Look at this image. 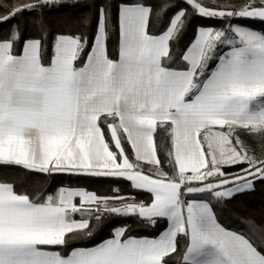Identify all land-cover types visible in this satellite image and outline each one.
I'll use <instances>...</instances> for the list:
<instances>
[{
  "label": "snow or ice",
  "instance_id": "obj_1",
  "mask_svg": "<svg viewBox=\"0 0 264 264\" xmlns=\"http://www.w3.org/2000/svg\"><path fill=\"white\" fill-rule=\"evenodd\" d=\"M76 2L0 3V25H10L0 34V167L125 179L151 202L119 189L100 196L67 186L30 196L0 180V264H264V235L257 234L264 226L231 230L216 212L264 183V32L232 23L264 21V0H183L195 14L228 23L198 27L178 57L171 43L188 27V13L169 0L157 8L101 0L78 21L90 27L95 20L91 38L57 32L49 42L44 13ZM153 17L164 28L159 34L150 31ZM26 25L39 35L25 38ZM161 132L170 172L158 155ZM231 167L239 170H225ZM128 217L151 227L166 220L167 227L137 237L128 225L115 226L98 244L71 247L106 221Z\"/></svg>",
  "mask_w": 264,
  "mask_h": 264
},
{
  "label": "trees",
  "instance_id": "obj_2",
  "mask_svg": "<svg viewBox=\"0 0 264 264\" xmlns=\"http://www.w3.org/2000/svg\"><path fill=\"white\" fill-rule=\"evenodd\" d=\"M8 0H0V3H7ZM147 3L152 4L154 8L159 7V0H146ZM170 3H177L180 8L187 11L188 27L178 38V42L173 41L171 43V50L174 56L178 57L194 40L197 28L200 26H211L217 29L225 27L228 20L220 21L214 18H205L195 14L193 8L183 2V0H169ZM101 0H77L75 4H64L59 8L53 7L52 10L44 13L45 22L51 29L48 36L49 42L52 40V36L57 33L82 31L91 38V35L95 29V20H93L90 27H82L79 25V18L87 13L93 11V7H98ZM205 6H211L213 0H202ZM216 4L222 5L225 3L235 4L239 6L244 3V0H215ZM176 10L172 9L168 16H171ZM113 15L115 17V8H113ZM26 18V16H25ZM14 23V22H13ZM167 23V17H165V26ZM233 24H239L241 26H247L260 32H264V21L253 18H235L232 20ZM10 25H0V34L6 33ZM164 28L155 23L153 17V23L150 31L153 34H159ZM39 33L31 25L25 26L24 36L37 37ZM109 52L112 58H116L117 48V36L113 34L109 40ZM227 48L224 47L221 51ZM215 65H211L214 67ZM103 127V126H102ZM107 132V129L105 128ZM158 144H163L164 148L158 152L160 159L162 160V167L165 172H170L171 169L168 166L167 159L165 157V150L167 148V140L164 133H159L157 137ZM113 150L115 148L113 147ZM129 155L131 156V150L129 149ZM256 154L259 155V149L256 150ZM134 159V158H133ZM148 165H144L145 171L148 169ZM247 167V165H244ZM228 172H236L239 169L231 167L225 169ZM24 174L17 175L15 178V184L18 191L27 192L30 196H34L36 193H43L44 195L55 193L56 190L62 186L67 187H83L89 191L96 192L100 196H113L116 194L115 190L119 189L121 196L134 197L136 202L143 201L145 203L151 202V195L143 190H135L131 187L130 182L125 179L115 178H94L86 176H75L68 174H53L51 176L30 173L22 170ZM202 195V194H199ZM193 198V197H187ZM215 207V205H214ZM217 216L219 222L225 227L236 230L238 232L247 233L250 224L256 226H264V183L256 182L255 190L248 191L241 194H237L234 198L220 204L216 207ZM78 218V217H77ZM93 223H95L93 221ZM109 226L99 229L93 237L87 241H76L71 244V247L91 246L100 243L102 240L111 236L112 228L115 226L128 225L129 234L137 237H156L167 227L166 220L158 221L155 227H151L141 222L136 217L128 218H113L111 222L106 221ZM258 235H264V232H260L257 228ZM184 240H180V248L183 250ZM175 259V258H174Z\"/></svg>",
  "mask_w": 264,
  "mask_h": 264
},
{
  "label": "crops",
  "instance_id": "obj_3",
  "mask_svg": "<svg viewBox=\"0 0 264 264\" xmlns=\"http://www.w3.org/2000/svg\"><path fill=\"white\" fill-rule=\"evenodd\" d=\"M200 27H211V26H200ZM247 27V26H246ZM214 28V27H213ZM250 28V27H249ZM252 29V28H251ZM255 30V29H254ZM257 31V30H256ZM193 42V41H192ZM227 48L224 50L226 51ZM24 174L22 169L20 168H14V167H0V180H7L9 182H12L15 180L17 175ZM83 188V187H80ZM18 191V189L16 188ZM89 191V190H88ZM20 192V191H18Z\"/></svg>",
  "mask_w": 264,
  "mask_h": 264
},
{
  "label": "rangeland",
  "instance_id": "obj_4",
  "mask_svg": "<svg viewBox=\"0 0 264 264\" xmlns=\"http://www.w3.org/2000/svg\"><path fill=\"white\" fill-rule=\"evenodd\" d=\"M249 28V27H248ZM254 30V29H253ZM224 47H226V46H223L222 48H224Z\"/></svg>",
  "mask_w": 264,
  "mask_h": 264
}]
</instances>
